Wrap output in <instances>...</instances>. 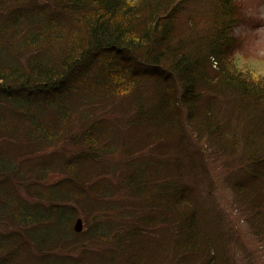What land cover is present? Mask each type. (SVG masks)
I'll return each instance as SVG.
<instances>
[{
    "label": "trees",
    "instance_id": "obj_1",
    "mask_svg": "<svg viewBox=\"0 0 264 264\" xmlns=\"http://www.w3.org/2000/svg\"><path fill=\"white\" fill-rule=\"evenodd\" d=\"M233 1L0 0V264H225L189 130L239 149L231 185L264 230V110L240 137L219 114L264 100L231 59Z\"/></svg>",
    "mask_w": 264,
    "mask_h": 264
},
{
    "label": "rangeland",
    "instance_id": "obj_2",
    "mask_svg": "<svg viewBox=\"0 0 264 264\" xmlns=\"http://www.w3.org/2000/svg\"><path fill=\"white\" fill-rule=\"evenodd\" d=\"M233 2L240 7L243 19L232 31V36L236 39V52L231 59L238 63L241 70L264 79V0ZM193 3L195 9L192 13L196 8L208 12L212 0H194ZM207 23H203V26ZM243 98L238 94V100L234 98L229 100L230 103L225 101L224 105L218 104L219 114L225 125L239 137L252 129L251 124L256 116L260 114V110H264V100L259 102L257 108L246 109L249 103L243 102ZM189 134L197 143L199 152L206 153V161L205 166L201 167V172H190L186 175L185 182L196 185L197 197L202 205L201 209L204 210L203 221L215 234L221 253L219 256H222L225 264H264V230L260 229L258 221L241 206L240 199L231 185L233 179L229 176V169L233 170L236 165L234 161L239 160L241 156L239 149L229 153L230 156L236 155L232 161L228 154L208 151L207 144L198 134H192L191 130ZM57 178L59 176H54L53 180ZM261 180L263 183L264 177L261 176ZM85 227L84 223V229Z\"/></svg>",
    "mask_w": 264,
    "mask_h": 264
},
{
    "label": "water",
    "instance_id": "obj_3",
    "mask_svg": "<svg viewBox=\"0 0 264 264\" xmlns=\"http://www.w3.org/2000/svg\"><path fill=\"white\" fill-rule=\"evenodd\" d=\"M74 229L77 233H81L84 229V222L81 218H78L75 225H74Z\"/></svg>",
    "mask_w": 264,
    "mask_h": 264
}]
</instances>
